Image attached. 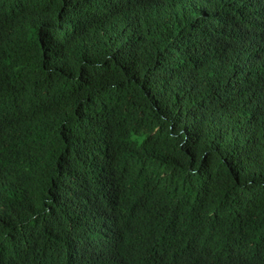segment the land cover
<instances>
[{
  "label": "trees",
  "instance_id": "16d2710c",
  "mask_svg": "<svg viewBox=\"0 0 264 264\" xmlns=\"http://www.w3.org/2000/svg\"><path fill=\"white\" fill-rule=\"evenodd\" d=\"M0 264H264V0H0Z\"/></svg>",
  "mask_w": 264,
  "mask_h": 264
}]
</instances>
